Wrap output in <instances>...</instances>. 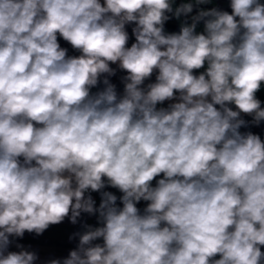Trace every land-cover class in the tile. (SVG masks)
Returning a JSON list of instances; mask_svg holds the SVG:
<instances>
[{
    "label": "clouds",
    "instance_id": "9594fccd",
    "mask_svg": "<svg viewBox=\"0 0 264 264\" xmlns=\"http://www.w3.org/2000/svg\"><path fill=\"white\" fill-rule=\"evenodd\" d=\"M228 8L0 0V264H264V0Z\"/></svg>",
    "mask_w": 264,
    "mask_h": 264
},
{
    "label": "crops",
    "instance_id": "0c3cea01",
    "mask_svg": "<svg viewBox=\"0 0 264 264\" xmlns=\"http://www.w3.org/2000/svg\"><path fill=\"white\" fill-rule=\"evenodd\" d=\"M215 3L225 10L228 8V0H215ZM130 31V29H129ZM59 42L62 47L68 48L69 55H78L71 46L65 42L62 38H59ZM132 41H130L131 43ZM122 73H118V76ZM117 77H113V82L117 83L119 86V80ZM154 79V77H153ZM95 91V89H94ZM166 106V105H165ZM89 223H95L94 218L88 220ZM79 228L78 225L74 226L69 223L67 220L60 224L51 226L42 236L36 237L34 234H25L22 240H19V243L24 244L25 246L31 245L33 250H36L41 258V261L50 256L63 257L66 256L70 249L75 247L76 242H69V235L77 231ZM11 250H16L13 246ZM40 264V261L37 262Z\"/></svg>",
    "mask_w": 264,
    "mask_h": 264
},
{
    "label": "built area",
    "instance_id": "2783aa9c",
    "mask_svg": "<svg viewBox=\"0 0 264 264\" xmlns=\"http://www.w3.org/2000/svg\"><path fill=\"white\" fill-rule=\"evenodd\" d=\"M259 99H261L262 101H264V99H262V98H259ZM246 119H250V117H245ZM242 131H244V129H242ZM251 131H253V132H255V133H258V134H260L262 137H264V123H262L261 124V126L260 127H253V128H251ZM94 196H95V198L97 199V203L99 202V197H98V195L97 194H93ZM262 250H264V249H262Z\"/></svg>",
    "mask_w": 264,
    "mask_h": 264
},
{
    "label": "water",
    "instance_id": "95a60500",
    "mask_svg": "<svg viewBox=\"0 0 264 264\" xmlns=\"http://www.w3.org/2000/svg\"><path fill=\"white\" fill-rule=\"evenodd\" d=\"M212 5H207L205 7H211ZM166 29L169 30V31H176L178 30V24L173 22V21H170L168 22V24L166 25Z\"/></svg>",
    "mask_w": 264,
    "mask_h": 264
},
{
    "label": "trees",
    "instance_id": "16d2710c",
    "mask_svg": "<svg viewBox=\"0 0 264 264\" xmlns=\"http://www.w3.org/2000/svg\"><path fill=\"white\" fill-rule=\"evenodd\" d=\"M258 98H262V99H264V93H262V94H258ZM112 191H115V190H112ZM139 207H141V208H143V206H144V203L143 202H141V204L140 205H138Z\"/></svg>",
    "mask_w": 264,
    "mask_h": 264
},
{
    "label": "rangeland",
    "instance_id": "374dc122",
    "mask_svg": "<svg viewBox=\"0 0 264 264\" xmlns=\"http://www.w3.org/2000/svg\"><path fill=\"white\" fill-rule=\"evenodd\" d=\"M173 22L177 23L176 21H173ZM177 24H178V23H177ZM262 93H264V88H262L261 91H260L258 94H262ZM258 94H257V95H258Z\"/></svg>",
    "mask_w": 264,
    "mask_h": 264
}]
</instances>
